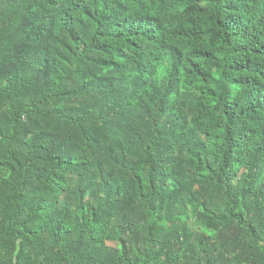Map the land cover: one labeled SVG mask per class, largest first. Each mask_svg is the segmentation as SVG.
Here are the masks:
<instances>
[{"label":"trees","instance_id":"16d2710c","mask_svg":"<svg viewBox=\"0 0 264 264\" xmlns=\"http://www.w3.org/2000/svg\"><path fill=\"white\" fill-rule=\"evenodd\" d=\"M0 264H264V0H0Z\"/></svg>","mask_w":264,"mask_h":264}]
</instances>
